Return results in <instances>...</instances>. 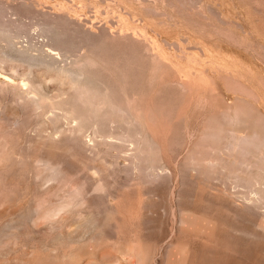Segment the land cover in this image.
<instances>
[{"label": "rangeland", "instance_id": "obj_1", "mask_svg": "<svg viewBox=\"0 0 264 264\" xmlns=\"http://www.w3.org/2000/svg\"><path fill=\"white\" fill-rule=\"evenodd\" d=\"M0 26V264H264V150L230 145L264 139V0H0Z\"/></svg>", "mask_w": 264, "mask_h": 264}, {"label": "bare ground", "instance_id": "obj_2", "mask_svg": "<svg viewBox=\"0 0 264 264\" xmlns=\"http://www.w3.org/2000/svg\"><path fill=\"white\" fill-rule=\"evenodd\" d=\"M34 15V14H33ZM39 15V14H38ZM32 16V15H31ZM63 17V16H62ZM66 17V16H65ZM44 18V17H43ZM46 18H47V16H46ZM50 18V17H49ZM39 19V18H38ZM64 19V18H63ZM43 20V19H42ZM52 20V19H51ZM49 21V20H48ZM64 21V20H63ZM3 23V22H2ZM44 23V22H43ZM43 23H41V24H43ZM62 23V22H61ZM64 23H65V21H64ZM66 23H67V21H66ZM40 24V23H39ZM47 24V23H46ZM46 24H44L43 25V31L44 32H50V31H52L51 29L52 28H50V25L49 24H47L48 25V27H47V25ZM2 25V24H1ZM52 25H54V24H52ZM59 25V24H58ZM63 25V24H62ZM62 25H61V27H62ZM70 26H71V23L69 24ZM23 26V25H22ZM55 26H56V23H55ZM1 27V26H0ZM54 27V26H53ZM60 27V28H61ZM79 27V26H78ZM77 26H76V28H78ZM64 28H66L65 26H64ZM63 28V29H64ZM67 28H68V26H67ZM38 29V28H37ZM59 29V28H58ZM58 29H57V32H58ZM41 30V29H40ZM5 31V30H4ZM74 31H76V30H74ZM0 32H3V30L0 28ZM41 33H42V31H40ZM39 32V33H40ZM53 32V31H52ZM8 33H9V31H8ZM19 33V32H18ZM40 33V34H41ZM4 34V33H3ZM6 34V33H5ZM17 34V33H16ZM51 34V33H50ZM50 34H47V35H50ZM54 34V33H53ZM12 35V34H11ZM18 35V34H17ZM17 35H15V36H17ZM45 35V34H44ZM69 35V34H68ZM5 36V35H4ZM6 37H8L7 35H6ZM10 37V36H9ZM17 38V37H16ZM49 38H50V36H49ZM14 39H15V37H14ZM57 39V38H56ZM59 40V39H58ZM9 41H10V39H9ZM61 41V40H60ZM63 41V40H62ZM61 41V42H62ZM8 42V41H7ZM58 42V41H57ZM11 43V42H10ZM13 43V42H12ZM56 44V43H55ZM58 44H60V43H58ZM68 44V43H67ZM69 45V44H68ZM76 45V44H75ZM77 45H78V43H77ZM67 46V45H66ZM77 47V46H76ZM74 48V47H73ZM154 49V48H153ZM14 52V51H13ZM22 52V51H21ZM23 52H25V51H23ZM20 53V52H19ZM19 55H21V54H19ZM49 55V54H48ZM57 55V54H56ZM25 56V55H24ZM52 56V55H51ZM22 57V56H21ZM27 57V56H26ZM33 57H36V56H33ZM48 57V56H47ZM23 59V58H22ZM31 59V58H30ZM48 59H49V57H48ZM86 59V58H85ZM26 60V59H25ZM28 60H29V58H28ZM27 60V61H28ZM37 60V59H36ZM35 60V61H36ZM44 60V59H43ZM84 60V59H83ZM87 60L88 59H86L85 60V63L87 62ZM93 60V59H92ZM126 60V59H125ZM30 61V60H29ZM32 62V61H31ZM92 62H90V64H91ZM30 64V63H29ZM87 65V64H86ZM89 65V64H88ZM49 66V65H48ZM35 67V66H34ZM104 67V66H103ZM78 69H80V68H78ZM83 69V68H82ZM76 70V69H75ZM84 70V69H83ZM71 71V70H70ZM64 72H65V70H64ZM68 73H69V71H67ZM81 72H83L81 69H80V71L79 70H77V71H72L70 74L72 75V77H73V79H74V84H76V85H73V87L75 86V93L74 94H76V101H82V102H84L85 104H87L88 105V107L90 108V110L89 111H91V113H96V111H97V109H99L101 106L103 107V106H105V105H107L108 103H106L105 102V100H106V95H103V96H105L104 98H102V101H100V97H101V95L98 93V92H95V90L94 91H91V90H89L87 87L85 88L84 87V85H83V87H79L78 86V83H79V81H80V79H81V76H83L82 75V73ZM61 73V72H60ZM83 74H84V72H83ZM27 75V74H26ZM59 75V74H58ZM61 75V74H60ZM65 75V74H64ZM69 75V74H68ZM124 75V74H123ZM61 77V76H60ZM91 77V76H90ZM65 78H68V77H66L65 76ZM64 78V79H65ZM71 78V77H70ZM91 79V78H90ZM95 79V78H94ZM92 80V79H91ZM124 81V80H123ZM95 82V81H94ZM87 83V82H86ZM89 83V82H88ZM93 83V82H92ZM96 83V82H95ZM100 83V82H99ZM85 84V83H84ZM97 84H98V82H97ZM97 84L95 85L96 86V88H97ZM88 85V84H87ZM86 86V85H85ZM99 86V85H98ZM118 86V85H117ZM89 87V86H88ZM93 87V86H92ZM103 87V86H102ZM102 87H100L101 89H102ZM39 88V87H38ZM99 88V87H98ZM90 89H91V87H90ZM121 89V88H120ZM106 90V89H105ZM16 91V90H15ZM97 91H99V90H97ZM22 92V91H21ZM124 92H126V91H124ZM26 93V92H25ZM32 93V92H31ZM130 93V92H129ZM18 94V93H17ZM107 94V93H106ZM125 94V93H124ZM19 95V94H18ZM25 95V94H24ZM27 96V95H26ZM25 96V97H26ZM126 96V95H125ZM19 98H20V96H19ZM108 98H109V96H108ZM63 99V98H62ZM98 100L97 102L95 101V103H93V100ZM104 99V100H103ZM107 100H110V99H107ZM106 100V101H107ZM37 101V100H36ZM34 102V101H33ZM44 102V101H43ZM78 102V103H79ZM40 103V102H39ZM65 103V102H64ZM84 103H82V104H84ZM111 103H110V101H109V105H110ZM59 105V104H58ZM81 105V104H80ZM64 106V105H63ZM112 106V105H111ZM110 106V107H111ZM65 107V106H64ZM84 107V106H83ZM108 107V106H107ZM38 108V107H37ZM55 108V107H54ZM118 108V107H117ZM67 109V108H66ZM102 109V108H101ZM114 109V108H113ZM60 111V110H59ZM62 112H63V110H61ZM112 110H110V112H111ZM120 111V110H119ZM248 111V110H247ZM67 112H70V111H67ZM83 112V111H82ZM113 112V111H112ZM111 112V113H112ZM123 112H121L120 114H122ZM41 114V113H40ZM63 114V113H62ZM72 113H68V114H66L65 116L67 117V116H70ZM82 114V113H81ZM89 114V113H88ZM118 114V113H117ZM77 115V114H76ZM83 115V114H82ZM91 115V114H90ZM97 115H99V114H97ZM101 115V114H100ZM124 115V114H123ZM59 116V115H58ZM64 116V115H63ZM62 116V117H63ZM117 116V115H116ZM131 116V115H130ZM61 117V116H60ZM71 117V116H70ZM72 117H74V116H72ZM84 117V116H83ZM86 117V116H85ZM99 117V116H98ZM112 117H113V115H112ZM63 118H65V117H63ZM69 118V117H68ZM75 118V117H74ZM76 118H77V116H76ZM116 118V117H115ZM121 118H122V116H121ZM235 118H236V116H235ZM81 119V118H80ZM94 119V118H93ZM112 119V118H111ZM86 120V119H85ZM112 120H114V119H112ZM115 120H117V119H115ZM120 120V119H119ZM124 120V119H123ZM123 120H121V121H123ZM65 121V120H64ZM96 121V120H95ZM134 121V120H133ZM233 121H237L236 119H234ZM239 122V121H238ZM74 123V122H73ZM85 123V122H84ZM84 123H82V124H84ZM87 123H88V121H87ZM78 124V123H77ZM90 124V123H89ZM99 124V123H98ZM97 124V125H98ZM111 124V123H110ZM113 124V123H112ZM130 124V123H129ZM128 124V125H129ZM234 124V123H233ZM78 125H80V124H78ZM105 125V124H104ZM115 125V124H114ZM119 125V124H118ZM127 125V126H128ZM131 125V124H130ZM137 125V124H136ZM95 126V125H94ZM101 126V125H100ZM107 126V125H106ZM111 126V125H110ZM120 127H121V125H119ZM125 126H126V124H125ZM67 127V126H66ZM86 126H84V128H85ZM97 127V126H96ZM129 127V126H128ZM234 127V126H233ZM236 127H238L237 125H236ZM65 128V127H64ZM70 128V127H69ZM117 128V127H116ZM235 128V127H234ZM244 128V127H243ZM250 128V127H249ZM67 129H68V127H67ZM73 129V128H72ZM72 129H71V131H72ZM109 129V128H108ZM111 129H112V127H111ZM122 129V128H121ZM130 129V128H129ZM77 130V134L78 133H80V132H78V131H80V127H79V129H76ZM99 130V129H98ZM105 130H106V128H105ZM235 130H236V128H235ZM250 130V129H249ZM60 131H62V130H60ZM59 131V132H60ZM97 131V130H96ZM127 131H128V129H127ZM247 131V130H246ZM251 131H253V130H251ZM67 132H68V130H67ZM232 132V131H231ZM236 132V131H235ZM245 132V131H244ZM252 133V132H251ZM255 133V132H254ZM253 133V134H254ZM62 134V133H61ZM71 134H73V133H71ZM122 134V133H121ZM256 134V133H255ZM65 135V134H64ZM74 135V134H73ZM98 134L96 133V136H97ZM212 135V134H211ZM125 136V135H124ZM128 136V135H127ZM217 136V135H216ZM241 136V135H240ZM244 136V135H243ZM252 136V135H251ZM251 136H250V138H241V137H238V136H236L233 132L230 134V145L233 147V149L235 150V149H238V150H241L242 152H245V151H247L248 149H247V147H250V148H256L257 147V149H258V146L260 147V150H264V142H263V140H257L256 141V139H258V138H251ZM255 136V135H254ZM253 136V137H254ZM259 136H261V135H259ZM56 137V136H55ZM71 137V136H70ZM212 137V136H211ZM108 138V137H107ZM58 139V138H57ZM216 139V138H215ZM229 139V138H228ZM227 139V140H228ZM227 140H225V143L227 144L228 142H226ZM125 141V140H124ZM131 141V140H130ZM141 141H142V139H141ZM83 142H84V139H83ZM89 145V144H88ZM228 145V144H227ZM140 147V146H139ZM139 147H138V149H139ZM84 148V147H83ZM88 148V147H87ZM91 148V147H90ZM227 149H228V147H227ZM233 150V151H234ZM255 150V149H254ZM95 151H96V149H95ZM138 151V150H137ZM226 151V150H225ZM239 153V152H238ZM248 153V152H247ZM254 153H255V151H254ZM257 153H259L260 155H261V152H257ZM264 153V152H263ZM100 155V154H99ZM253 155V154H252ZM257 155V154H256ZM255 155V156H256ZM263 155V154H262ZM148 156V155H147ZM248 156V155H247ZM96 157V156H95ZM259 157V156H258ZM263 157V156H262ZM231 158V157H230ZM226 159V158H225ZM236 159V158H235ZM136 160V159H135ZM192 160V159H191ZM254 160V159H253ZM137 162V161H136ZM238 162V161H237ZM215 163V162H214ZM226 163V162H225ZM234 163V162H233ZM45 164V163H44ZM50 164V163H49ZM139 164V163H138ZM151 166V165H150ZM228 166V165H227ZM249 167V166H248ZM259 167V166H258ZM227 168V167H226ZM260 168V167H259ZM48 169V168H47ZM149 169V168H148ZM248 169V168H247ZM257 169V168H256ZM264 169V168H263ZM53 170V169H52ZM255 170V169H254ZM46 171V170H45ZM257 171H258V169H257ZM256 170H255V173L257 172ZM56 172V171H55ZM138 173V172H137ZM254 173V172H253ZM252 173V174H253ZM260 173H262V171H260ZM52 174H54V172L52 173ZM96 174H97V172H96ZM214 174V173H213ZM50 175V174H49ZM48 175V176H49ZM233 175V174H232ZM241 175V174H240ZM243 175V174H242ZM254 175H256V174H254ZM254 175H253V177H254ZM261 175H263V174H261ZM156 176V175H155ZM246 177V176H245ZM247 177H249V176H247ZM251 177V176H250ZM260 177H262V176H260ZM52 178V177H51ZM259 179V178H258ZM48 180V179H47ZM238 180H239V178H238ZM250 180V179H249ZM254 180V179H253ZM257 180V179H256ZM261 180V179H260ZM46 181V180H45ZM52 181V180H51ZM222 181V180H221ZM243 182V181H242ZM247 182V181H246ZM261 182V181H260ZM262 182H263V180H262ZM231 184V183H230ZM260 184H262V183H260ZM218 186V185H217ZM256 186H257V184H256ZM258 187H260V186H258ZM234 188V187H233ZM249 188V187H248ZM256 188V187H255ZM76 190V189H75ZM232 190V189H231ZM223 191V190H222ZM74 192V191H73ZM78 191H76V193H77ZM216 192V191H215ZM231 192H233V191H231ZM229 193V192H228ZM234 193V192H233ZM247 193V192H246ZM250 193V192H249ZM253 193V192H252ZM255 193H257V190H255ZM236 194V193H235ZM246 195V194H245ZM252 195V194H251ZM77 196V195H76ZM253 196V195H252ZM255 196H257L256 194H255ZM68 197V196H67ZM109 197V196H108ZM231 197V196H230ZM244 197V196H243ZM257 199V197L255 198V201H257L256 200ZM248 201H249V198H248ZM255 201H253V202H255ZM250 203V202H249ZM255 204V203H254ZM245 205V204H244ZM256 205V204H255ZM263 205H261L260 207H262ZM56 207H57V205H56ZM257 207V206H256ZM256 207H254V208H256ZM71 208V207H70ZM253 208V209H254ZM258 210V209H257ZM57 212V211H56ZM55 212V213H56ZM59 215V214H58ZM197 215V214H196ZM251 215H253V214H251ZM42 216V215H41ZM261 216V215H260ZM263 216V215H262ZM237 217H238V215H237ZM244 219V218H243ZM223 220H224V224L226 223L225 222V219L223 218ZM238 220H239V218H238ZM254 220V219H253ZM262 220H263V217H262ZM45 221V220H44ZM193 221V220H192ZM212 221V220H211ZM221 221V220H220ZM245 221H246V219H245ZM244 221V222H245ZM264 222V221H263ZM222 223V222H221ZM220 224V223H219ZM257 224H259V221H257ZM256 224V226H258ZM226 225H229V224H226ZM244 226H245V224H244ZM253 226H254V224H253ZM225 227V226H224ZM228 227V226H227ZM231 226H229V228H230ZM255 227V226H254ZM261 227H262V225H261ZM257 228V227H256ZM255 228V229H256ZM239 229V228H238ZM258 229H260V228H258ZM244 230H245V228H244ZM242 231H243V229H242ZM264 232V231H263ZM233 233H234V231H233ZM257 233V232H256ZM220 234V233H219ZM199 235H200V233H199ZM215 235V234H214ZM236 235H237V233H236ZM259 235V234H258ZM220 236V235H219ZM253 236V235H252ZM254 236H255V234H254ZM257 236V235H256ZM232 237H234V236H232ZM237 237H239L238 235H237ZM243 237V236H242ZM247 237V236H246ZM258 237V236H257ZM221 238H223V237H221ZM227 238V237H226ZM217 239V238H216ZM234 239V238H233ZM253 240V239H252ZM224 241V240H223ZM237 241V240H236ZM223 244H224V242H223ZM240 244V243H239ZM238 243H237V245H239ZM242 244V243H241ZM205 247V246H204ZM244 247V246H243ZM247 247V246H246ZM250 248H252V247H250ZM204 249V248H203ZM209 249V248H208ZM247 249V248H246ZM250 250V249H249ZM237 251V250H236ZM199 252V251H198ZM227 252V251H226ZM238 252V251H237ZM243 252H245L246 253V250L245 251H243ZM204 253V252H203ZM206 253L207 252H205V254L204 255H206ZM216 254V253H215ZM229 254V253H228ZM241 254V253H240ZM256 254H257V252H256ZM192 255H194V254H192ZM223 255V254H222ZM190 256V255H189ZM207 256V255H206ZM221 256V255H220ZM228 256V255H227ZM238 256V255H237ZM197 258V257H196ZM219 258V257H218ZM247 258V257H246ZM254 258V257H253ZM192 259V258H191ZM204 259H206V258H204ZM224 259H225V257H224ZM234 259H236V258H234ZM197 260H198V258H197ZM222 260V259H221ZM185 261H186V259H185ZM245 260H243V263H245L244 262ZM217 262V261H216ZM237 262V261H236ZM251 262V261H250ZM249 262V263H250ZM256 262V261H255ZM191 263H193V261H191ZM224 263V262H223ZM183 264V263H182ZM196 264V263H195ZM221 264V263H220ZM254 264V263H253ZM257 264V263H256Z\"/></svg>", "mask_w": 264, "mask_h": 264}]
</instances>
